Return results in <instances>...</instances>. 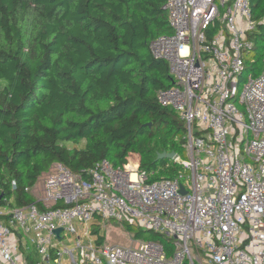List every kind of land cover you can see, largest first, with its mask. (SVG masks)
<instances>
[{
    "label": "built area",
    "instance_id": "2783aa9c",
    "mask_svg": "<svg viewBox=\"0 0 264 264\" xmlns=\"http://www.w3.org/2000/svg\"><path fill=\"white\" fill-rule=\"evenodd\" d=\"M163 8L170 32L149 49L173 80L156 100L183 122L188 158L174 152L181 168L154 179L131 157L78 173L54 162L32 202L0 205V264H32L21 239L34 245V264H264V56L259 73L242 79L255 28L249 0ZM110 219L170 240L98 241Z\"/></svg>",
    "mask_w": 264,
    "mask_h": 264
},
{
    "label": "trees",
    "instance_id": "16d2710c",
    "mask_svg": "<svg viewBox=\"0 0 264 264\" xmlns=\"http://www.w3.org/2000/svg\"><path fill=\"white\" fill-rule=\"evenodd\" d=\"M164 3L0 0V205L32 202L25 187L54 162L78 173L101 159L116 166L131 157L156 170L150 179L178 172L176 161L157 159L162 151L181 154L185 142L177 113L156 100L173 80L149 49L170 32ZM249 4L255 28L245 70L264 56V0Z\"/></svg>",
    "mask_w": 264,
    "mask_h": 264
},
{
    "label": "rangeland",
    "instance_id": "374dc122",
    "mask_svg": "<svg viewBox=\"0 0 264 264\" xmlns=\"http://www.w3.org/2000/svg\"><path fill=\"white\" fill-rule=\"evenodd\" d=\"M253 52H250L248 55V58L251 59L253 57ZM262 67V63L261 60L257 63L256 68L253 69H249V70H245L242 74V79H246V77L248 76L249 73L252 74H257L259 73V68ZM68 146H71L70 143H67ZM82 143H79V146H82ZM179 154V153H178ZM181 156V158H188V156L186 155L185 149L184 151L181 152V154H179ZM190 170H185V174H189ZM42 179L43 176L39 179V181H37V184H35L32 188H30V192L32 194H39L41 193V186H42ZM104 227L102 229V232L104 233V239L105 241H109V242H114V243H118V244H129L134 240L133 234L134 233H139L138 237L140 238H144V239H155L157 238L158 235H156L153 231L147 230L145 228H143L142 226H139L137 223H127V222H119V221H114L112 219L107 220L104 223ZM96 227V226H94ZM130 228V229H128ZM159 236H161L159 234ZM72 240V237H70ZM21 244H20V251L24 254V256L27 258V256L30 253H33L34 256H36L35 254V247L33 244H31L30 242H28L26 240V243H24V239H21ZM64 243L67 245H70V240L69 238L64 239ZM32 264H34V260L31 262ZM83 264V262H82Z\"/></svg>",
    "mask_w": 264,
    "mask_h": 264
},
{
    "label": "water",
    "instance_id": "95a60500",
    "mask_svg": "<svg viewBox=\"0 0 264 264\" xmlns=\"http://www.w3.org/2000/svg\"><path fill=\"white\" fill-rule=\"evenodd\" d=\"M148 125L150 123H147ZM174 156V151H162V152H159L157 153V159H160V158H172ZM182 192H184L183 189H181ZM2 194H0V198H1ZM62 230V227H56L53 232L54 234L56 235V237H60V231Z\"/></svg>",
    "mask_w": 264,
    "mask_h": 264
}]
</instances>
